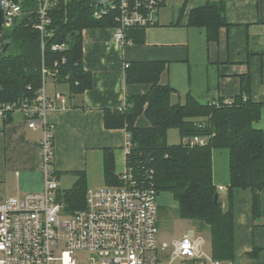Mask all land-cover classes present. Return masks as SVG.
I'll return each mask as SVG.
<instances>
[{
    "label": "trees",
    "instance_id": "trees-1",
    "mask_svg": "<svg viewBox=\"0 0 264 264\" xmlns=\"http://www.w3.org/2000/svg\"><path fill=\"white\" fill-rule=\"evenodd\" d=\"M27 4L35 8V0H28ZM94 8L90 0H67L49 11L51 34L45 38L43 61L50 71L58 62L54 80L66 84L70 96L82 94L92 85V76L83 67L82 31L114 25L113 12L95 19ZM23 9L27 10L26 5ZM30 17L36 21L34 13ZM31 22L28 16H23L0 35V102L33 98L41 86V35ZM188 24L203 28L207 42L217 41L220 28L228 25L225 4L208 1L191 9ZM63 42L68 45L65 51L50 49L52 43ZM164 66L163 61L128 63L126 82L147 83L149 90L143 95L126 97L123 108L105 109L103 124L107 129L123 128L129 133L132 147L126 156V167L138 175L142 174L140 171L150 172L156 194L170 192L177 203V216L192 222L196 232H208L212 259L228 264L234 260L233 190L251 191L253 218L264 213V133L254 126L264 103L250 99L247 77L240 93L231 98V105L200 103L190 94L185 95L183 102L172 103L175 89L159 83ZM141 114L148 120L146 127L136 126ZM170 129H177L180 138L206 136L207 143L195 147L181 142L169 144ZM215 149L227 151L229 185L225 208L219 200H213L218 193L213 183ZM76 174L78 177L70 188L57 192V199L68 214L85 206L86 178L82 172ZM104 177L108 185H121L114 172L111 150L104 151ZM258 251L254 248L246 255L255 256Z\"/></svg>",
    "mask_w": 264,
    "mask_h": 264
},
{
    "label": "crops",
    "instance_id": "crops-1",
    "mask_svg": "<svg viewBox=\"0 0 264 264\" xmlns=\"http://www.w3.org/2000/svg\"><path fill=\"white\" fill-rule=\"evenodd\" d=\"M208 1L225 4L228 23L220 28L218 40L211 42L206 41L203 28L188 24L190 10ZM124 36L128 43L120 45L112 28L82 31L83 67L90 72L92 85L76 96L60 91L69 107L52 110L47 116L54 124L53 167L59 192L70 188L80 172L85 175L87 189L117 186L105 181L104 151L111 150L116 174L124 170L127 132L105 128L103 112L123 107L126 97L143 95L150 87L127 83L125 63L163 61L159 83L175 89L172 103L183 102L186 94L200 103L235 97L246 77L250 99L264 103V0H165L153 25L128 27ZM54 90L58 91L53 86L50 92ZM148 124L144 114L136 119V126ZM254 126L264 133V108ZM41 136V128L33 127L20 114L0 120V203L42 190ZM224 181L216 183L213 173L217 191L224 187L222 198L218 191L223 208L227 206L228 167ZM232 208L234 260L230 263L264 264V213L253 218L251 191L235 188ZM254 248L259 249L258 254L247 256Z\"/></svg>",
    "mask_w": 264,
    "mask_h": 264
},
{
    "label": "built area",
    "instance_id": "built-area-1",
    "mask_svg": "<svg viewBox=\"0 0 264 264\" xmlns=\"http://www.w3.org/2000/svg\"><path fill=\"white\" fill-rule=\"evenodd\" d=\"M67 0H35V8L28 0H0L4 11V28H10L23 16L34 23L41 35V86L33 98L0 102V120H9L20 114L33 127H40V169L43 187L39 192L16 195L0 203V264H169L175 259L192 264H206L207 257L201 250L203 238L195 233L183 234L168 244L159 237L158 205L156 191L148 171L138 175L128 169L117 173L119 186L87 189L85 206L68 214L64 204L57 199L59 189L53 167L54 124L47 119L52 110H66L68 99L58 91L48 92L46 79L57 72L58 62L50 71L44 64L45 38L51 34L50 9ZM165 0H111L95 5L93 17L101 19L114 14V39L127 44L124 30L128 27H148L155 23L156 15ZM26 5L27 10L23 9ZM36 15L33 22L30 15ZM66 43H52L50 49L63 52ZM65 62V57L61 58ZM128 63L124 64V68ZM53 83H57L53 77ZM30 89V87H27ZM213 105H231V98L212 100ZM123 108V107H121ZM120 109V108H119ZM206 136H186L181 144L187 147L203 146ZM130 135L124 142L125 161L131 152ZM224 190L219 186L218 191ZM90 255V260L79 263L75 253ZM153 253V255H149ZM210 264H225L208 259ZM231 264V263H228Z\"/></svg>",
    "mask_w": 264,
    "mask_h": 264
},
{
    "label": "rangeland",
    "instance_id": "rangeland-1",
    "mask_svg": "<svg viewBox=\"0 0 264 264\" xmlns=\"http://www.w3.org/2000/svg\"><path fill=\"white\" fill-rule=\"evenodd\" d=\"M55 86L58 92L68 91L66 84L53 83V77L51 75L47 76L46 88L50 92L51 88ZM55 91V90H54ZM167 142L169 144H180L181 138L177 129H170L167 133ZM213 173L214 181L225 183L224 179L227 176V151L225 149H215L213 151ZM219 180V181H218ZM220 198H222L224 191H219ZM156 203L159 206L157 221L159 226V237L162 241L171 244L175 239L180 238L183 234L193 233L195 231L192 222L180 219L177 216L176 209L177 203L170 192H159L156 197ZM195 233L203 238V243L201 250L204 251L207 257L206 264H210L208 259L212 258L211 254V244L208 232H196ZM149 255H153L150 253ZM75 257L79 263L88 262L90 255L86 252L78 251L75 253ZM163 263L169 264V256H166ZM170 264H192L188 262H183L181 259H175Z\"/></svg>",
    "mask_w": 264,
    "mask_h": 264
},
{
    "label": "water",
    "instance_id": "water-1",
    "mask_svg": "<svg viewBox=\"0 0 264 264\" xmlns=\"http://www.w3.org/2000/svg\"><path fill=\"white\" fill-rule=\"evenodd\" d=\"M90 1H92L96 5H104L108 2H110L111 0H90ZM3 23H4V11H3V7L0 3V31H1V27H2ZM213 200H214V202L218 201V193L214 194Z\"/></svg>",
    "mask_w": 264,
    "mask_h": 264
}]
</instances>
